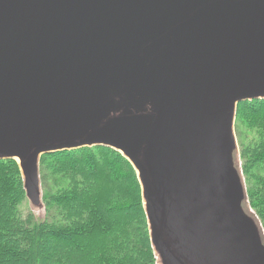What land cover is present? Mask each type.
I'll return each mask as SVG.
<instances>
[{"label": "water", "instance_id": "obj_1", "mask_svg": "<svg viewBox=\"0 0 264 264\" xmlns=\"http://www.w3.org/2000/svg\"><path fill=\"white\" fill-rule=\"evenodd\" d=\"M261 98L264 0H0V160L40 211L43 155L120 153L155 264H264L234 135Z\"/></svg>", "mask_w": 264, "mask_h": 264}, {"label": "trees", "instance_id": "obj_2", "mask_svg": "<svg viewBox=\"0 0 264 264\" xmlns=\"http://www.w3.org/2000/svg\"><path fill=\"white\" fill-rule=\"evenodd\" d=\"M234 135L249 206L264 230V99L237 105ZM39 174L44 222L21 215L28 200L19 168L0 160V264H155L141 188L120 153L98 146L46 154Z\"/></svg>", "mask_w": 264, "mask_h": 264}, {"label": "rangeland", "instance_id": "obj_3", "mask_svg": "<svg viewBox=\"0 0 264 264\" xmlns=\"http://www.w3.org/2000/svg\"><path fill=\"white\" fill-rule=\"evenodd\" d=\"M253 136V135H252ZM251 136V137H252ZM240 160V159H239ZM240 168H241V161H240ZM42 189V188H41ZM127 204V203H126ZM251 209V208H250ZM19 210L21 211V215L22 216H25V215H27V213L29 212V213H32L34 216V218H35V220L36 221H40V222H44V219H45V217H44V215H45V209L44 210H32L31 208H30V206L28 205V203L26 204V202L25 201H23L22 202V204H20L19 205ZM252 210V209H251ZM253 211V210H252ZM251 211V213L253 214V212ZM258 220V219H257ZM259 223H260V221H259ZM260 227H261V230H262V234L264 235V230H263V227H262V225H261V223H260ZM6 242L5 243H8V241L7 240H5ZM53 245V242H50V241H48V240H45V243L43 244V248L45 249V251L47 250V251H49L51 248V246ZM63 244H61L60 246L62 247L61 249H65V246H62Z\"/></svg>", "mask_w": 264, "mask_h": 264}]
</instances>
